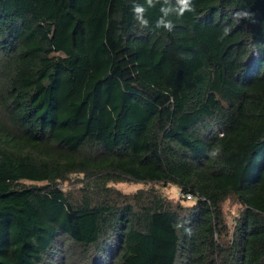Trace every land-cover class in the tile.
<instances>
[{
	"label": "trees",
	"instance_id": "obj_1",
	"mask_svg": "<svg viewBox=\"0 0 264 264\" xmlns=\"http://www.w3.org/2000/svg\"><path fill=\"white\" fill-rule=\"evenodd\" d=\"M133 2L0 0V264H264V0Z\"/></svg>",
	"mask_w": 264,
	"mask_h": 264
},
{
	"label": "clouds",
	"instance_id": "obj_2",
	"mask_svg": "<svg viewBox=\"0 0 264 264\" xmlns=\"http://www.w3.org/2000/svg\"><path fill=\"white\" fill-rule=\"evenodd\" d=\"M161 0H144V3H136L133 2L132 11L134 14V18L137 23L142 28L149 27V20L146 18V12L149 8H155L157 4H160ZM159 11L161 13L160 17L156 20L154 24V28L161 29L168 32H172L174 30V23L169 17L175 14L178 17H182L186 12L195 13L196 7L193 3V0H175V3H172V0H163ZM255 14L248 10H239L234 13V19L238 22L240 19L249 20L251 22L254 21ZM231 28L225 27L223 29V35L220 37L223 39L228 36ZM223 134H220L222 138ZM222 152V148L219 144L214 145L207 153V155L211 158H217Z\"/></svg>",
	"mask_w": 264,
	"mask_h": 264
},
{
	"label": "rangeland",
	"instance_id": "obj_3",
	"mask_svg": "<svg viewBox=\"0 0 264 264\" xmlns=\"http://www.w3.org/2000/svg\"><path fill=\"white\" fill-rule=\"evenodd\" d=\"M70 184V182H69ZM114 186L120 189L123 192H133L137 189H146L149 187H153L156 190L160 191L163 195L173 200H177L180 197V192L175 185H163L160 183H144V182H131V181H124V182H117ZM192 200L188 199L184 202V204L190 205ZM237 205L235 203H226L225 210L227 212V219L229 221L232 220V217L236 213Z\"/></svg>",
	"mask_w": 264,
	"mask_h": 264
},
{
	"label": "built area",
	"instance_id": "obj_4",
	"mask_svg": "<svg viewBox=\"0 0 264 264\" xmlns=\"http://www.w3.org/2000/svg\"><path fill=\"white\" fill-rule=\"evenodd\" d=\"M185 197H186L187 199H192V195H191V194H188V193L185 194Z\"/></svg>",
	"mask_w": 264,
	"mask_h": 264
}]
</instances>
